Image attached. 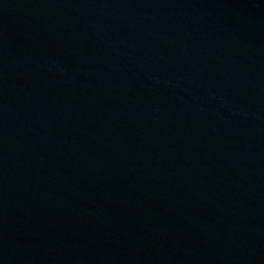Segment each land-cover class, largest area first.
<instances>
[{
    "label": "water",
    "instance_id": "obj_1",
    "mask_svg": "<svg viewBox=\"0 0 264 264\" xmlns=\"http://www.w3.org/2000/svg\"><path fill=\"white\" fill-rule=\"evenodd\" d=\"M0 264H264V0H0Z\"/></svg>",
    "mask_w": 264,
    "mask_h": 264
}]
</instances>
